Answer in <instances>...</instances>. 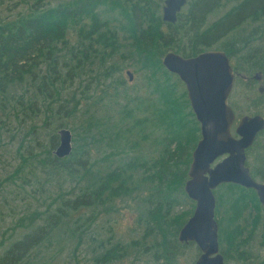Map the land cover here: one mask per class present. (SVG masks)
<instances>
[{"label":"trees","instance_id":"trees-1","mask_svg":"<svg viewBox=\"0 0 264 264\" xmlns=\"http://www.w3.org/2000/svg\"><path fill=\"white\" fill-rule=\"evenodd\" d=\"M163 3L0 0V127L3 121L14 122L13 112L24 117L9 131L13 139H20L21 157L8 178L22 174L26 184L35 178L58 195L45 211L24 210L28 213L12 227L22 235L0 251V264H33L54 232L77 242V247L90 246L94 264L117 263L130 253L137 259L149 255L143 264H183L185 251L194 244L180 243L177 236L193 213L183 209L189 199L184 186L200 138L199 125L183 85L163 67L161 57L173 52L190 58L217 47L229 58L236 76L245 68L264 75V0H188L186 12L182 13L183 7L174 24L163 21ZM212 15L217 18L208 22ZM114 55L122 61L107 67L102 78L85 71ZM131 61L147 69L142 76L150 101L143 109L142 100L126 94L123 103L119 100L118 107L104 112L116 115L119 122L130 120L127 132L111 133L107 126L111 119L107 122L99 116L100 101L88 104L85 96L89 87L97 90ZM123 83L117 80L114 89L124 91ZM144 110L151 116L141 118ZM74 116L82 117L84 139H75L72 154L59 158L54 153L58 132L66 128L63 121ZM159 116L164 128L156 132H163L149 144L157 154L142 158L134 151L149 135L130 139L129 132L147 122L157 123ZM22 132L23 140L18 135ZM106 137L118 153L111 147L112 152L92 162L89 153ZM263 138L264 130L246 156L250 153L251 176L264 181ZM45 140L48 145L40 144ZM69 180L72 188L65 189ZM214 196L224 264H264V207L255 192L223 184ZM122 202L136 203L133 216L142 232L128 244L99 233L98 221L114 213L117 203L122 207Z\"/></svg>","mask_w":264,"mask_h":264},{"label":"rangeland","instance_id":"rangeland-1","mask_svg":"<svg viewBox=\"0 0 264 264\" xmlns=\"http://www.w3.org/2000/svg\"><path fill=\"white\" fill-rule=\"evenodd\" d=\"M185 12L186 7L182 10V13ZM216 18L217 16L215 17L214 15H212L208 17L207 21L212 22L215 21ZM254 27L255 26L252 25L249 27V29ZM245 33L246 31H244V35ZM262 46H264V43L262 44ZM214 49L222 51V49H219L217 47H214L212 50ZM121 61L122 59H120L118 55H114L111 59H106L100 64L99 62H97L92 67H87L85 71H91L93 73V77L99 76L100 78H102L101 76L105 69H107V67L109 68L114 63H120ZM146 70L147 69L142 65H138L135 62L131 61L126 63L125 65H122L120 71L113 74L109 80L100 83L101 85L97 90L96 88L94 89L93 86L89 87V90L85 96V102L89 104L97 100L100 101L99 107L102 109L100 110L99 116L102 120L107 122L111 119V121L107 124L108 127H111V133L115 131L117 133L118 129L121 133L127 132L125 131V129L129 125L130 120L124 118L119 122L114 119L116 115L113 117L112 113L104 112H110L114 108L118 107L119 100H121L120 104L123 103L124 101L122 99L124 96H126V94L130 96L133 95L136 99L142 100L143 109L145 107V102L150 101L147 99H150L146 91L147 80L142 76V73ZM128 73L131 75H128ZM239 73L240 75H237L234 79V84L229 100L231 108L236 115L234 127L237 124L239 118L242 116H253L256 114H260L264 117V92L259 93L257 91L259 84L250 80L255 72L250 70L249 68H245L244 70L239 71ZM240 76H245L247 78L242 79ZM117 80L119 82L124 81V83L122 84L124 91H117L114 89L115 87H117L115 84ZM181 84L186 91L184 84ZM262 84H264V75ZM144 111L143 113H140L141 118H147V116H151V113L148 114L146 113L147 111ZM172 112L173 109H171V113ZM159 118L160 116L158 117L157 123L152 124L150 122H147L137 128L135 131L129 132L130 139L140 137L141 135L146 133L149 135L146 142L145 140L139 142V146L136 147L137 151H134L135 154L139 155L142 158L149 159L151 155L155 157L157 154L156 150L153 151V148L149 144L159 133L163 132H156L157 130L164 128V125L160 124ZM23 119L24 117H22L21 114L19 115V117H17L16 112H13L12 116H10V120L17 123L22 122ZM63 122L66 126L65 129L70 130L73 135L74 151L76 143L75 139H77L78 142L84 139V131L81 130L82 117H70ZM13 123L3 121L1 125L2 129L0 127V251L8 247L11 242L21 237V230H17L16 232H14L12 230V227L16 224L18 219L28 213L24 211L25 209L30 207L32 211L37 209L39 211H45L50 203L51 205H53V201L58 197V195H53L56 190H53L50 185L43 187V184L39 180H37L38 182L36 183L35 178H32L29 184L24 183V181L22 180V174L20 175L21 178L20 176H17L13 180H10L8 178L12 174V172L19 167L21 157V155L18 153L20 139H17V137L13 139L12 133L9 132L10 130L12 131L16 126V124L13 125ZM18 135L20 136V138H22V140L25 139V134L23 132ZM157 139L159 138L157 137L156 140ZM261 141L262 143H264V138ZM48 142V140H45L40 144L48 145ZM104 142L105 143L100 144L99 147H96L98 146L96 145L94 148H92L91 152L89 153V158H91L90 160L92 162H94V160L97 161L98 159H101L105 153L112 152L111 147L115 151H117L110 143H108L109 140L107 137L105 138ZM247 162L248 167L251 169V157L250 153L248 152ZM254 178L256 181L264 183V181L261 180L260 177ZM70 188H72V186L69 180V183L67 184V186H65V189ZM63 192L64 191H61L60 194H62ZM120 205V203H117L114 206V213L106 216L107 218L103 221H98V225L101 227L99 233H101L103 237L112 235L115 240H119L123 243L128 244L131 241L139 239L142 235V232H140L139 228L137 227V219L133 216V212L134 210H136V203L130 202V204L127 205L125 202H122L123 206L121 207ZM194 208L195 203L190 199H188L183 207L184 210L191 209L192 211L194 210ZM11 209H14V212H11ZM245 211H249V208L247 206L245 207ZM99 215L104 216L101 212L99 213ZM216 218H218V214H216ZM40 223L41 222H39L38 224ZM3 234L5 237L1 239ZM52 237L53 238L51 239L50 236V239H48L47 242L40 247L41 249L35 255L36 259H34L33 264H94L92 261V256H94V254L91 253L90 246L77 247V242L76 244H74L70 238L59 235L57 232H54ZM86 240H88V238ZM3 241L5 242L1 246V243ZM192 246L193 247H190L186 251L184 250L185 254L182 257L183 264H192L197 259L200 252L195 244ZM76 248H78L77 251H75ZM256 253H258V251ZM129 255L130 257L125 258L117 263L111 264H143L144 259H149V255L147 254H145L143 258L139 259H137V257L133 253H130ZM262 255H264V250L262 251ZM68 257H70V260L67 259Z\"/></svg>","mask_w":264,"mask_h":264},{"label":"water","instance_id":"water-1","mask_svg":"<svg viewBox=\"0 0 264 264\" xmlns=\"http://www.w3.org/2000/svg\"><path fill=\"white\" fill-rule=\"evenodd\" d=\"M187 2L164 0L163 21L174 24ZM161 64L184 84L200 130L184 186V192L195 203V208L177 239L184 244L194 243L198 248L200 254L192 264H223L215 220L214 190L223 184L252 189L264 207V183L253 179L246 166V151L264 130V117L245 115L234 127L236 115L229 100L236 74L223 51H206L190 58L168 52L162 57ZM252 79L260 82L262 73L257 72ZM257 91L263 93L264 85H259ZM58 134L60 144L55 155L69 157L73 152V135L65 128Z\"/></svg>","mask_w":264,"mask_h":264},{"label":"flooded vegetation","instance_id":"flooded-vegetation-1","mask_svg":"<svg viewBox=\"0 0 264 264\" xmlns=\"http://www.w3.org/2000/svg\"><path fill=\"white\" fill-rule=\"evenodd\" d=\"M262 80H263V75H262ZM262 80L260 82H256V83H258L260 85L262 83Z\"/></svg>","mask_w":264,"mask_h":264},{"label":"bare ground","instance_id":"bare-ground-1","mask_svg":"<svg viewBox=\"0 0 264 264\" xmlns=\"http://www.w3.org/2000/svg\"><path fill=\"white\" fill-rule=\"evenodd\" d=\"M260 85H264V84L261 83ZM59 144H60V142H59ZM58 146H59V145H58ZM57 148H58V147H57ZM57 148H56V149H57ZM55 151H56V150H55ZM55 151H54V153H55ZM223 264H224V263H223Z\"/></svg>","mask_w":264,"mask_h":264}]
</instances>
